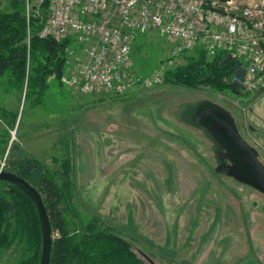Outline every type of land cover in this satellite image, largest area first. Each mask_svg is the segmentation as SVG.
Masks as SVG:
<instances>
[{"label":"rangeland","instance_id":"rangeland-1","mask_svg":"<svg viewBox=\"0 0 264 264\" xmlns=\"http://www.w3.org/2000/svg\"><path fill=\"white\" fill-rule=\"evenodd\" d=\"M8 5L0 0V10ZM29 6L43 22V3ZM169 48L148 31L137 36L133 60L149 74ZM6 79L0 75V168L12 172L23 156L50 171L61 184L57 208L69 231L106 229L147 264H264V192L243 180V158L227 155L196 116L199 102L221 107L264 162V87L213 90L163 81L115 97L81 94L49 76L45 90L25 97V86ZM234 165L239 174L228 169ZM46 211L53 238L57 229ZM19 231L0 247V264H39L41 242L31 229Z\"/></svg>","mask_w":264,"mask_h":264},{"label":"built area","instance_id":"built-area-1","mask_svg":"<svg viewBox=\"0 0 264 264\" xmlns=\"http://www.w3.org/2000/svg\"><path fill=\"white\" fill-rule=\"evenodd\" d=\"M25 7L28 15L29 0ZM46 12L38 35L69 42L60 82L81 94L139 95L197 49L232 54L245 69L244 90L264 87V0H47ZM148 31L169 42L170 56L142 74L133 51Z\"/></svg>","mask_w":264,"mask_h":264},{"label":"trees","instance_id":"trees-1","mask_svg":"<svg viewBox=\"0 0 264 264\" xmlns=\"http://www.w3.org/2000/svg\"><path fill=\"white\" fill-rule=\"evenodd\" d=\"M25 3L26 0H9L8 9L0 10V75L6 76L11 87L25 86L26 97L45 90L49 76L60 81L69 42L40 37L38 31L43 22L32 10L26 14ZM43 5L47 6V0ZM226 54L221 50L208 57L204 50L197 49L185 57V63L166 70L163 81L189 88L237 91L239 88L231 80L236 65L231 60L223 61ZM13 163L12 172L44 193V206L57 229L49 264H147L125 240L106 229L88 225L79 231H69L57 208L63 198L57 178L33 158L21 156ZM0 185V247L9 245L23 228L31 229L37 241L42 242L37 211L30 198L12 183L0 180ZM26 264L38 262L30 259Z\"/></svg>","mask_w":264,"mask_h":264},{"label":"water","instance_id":"water-1","mask_svg":"<svg viewBox=\"0 0 264 264\" xmlns=\"http://www.w3.org/2000/svg\"><path fill=\"white\" fill-rule=\"evenodd\" d=\"M226 60H231L236 65L235 75L237 79L233 83L240 90H244L245 87L242 81L245 69L241 61L230 53H227L223 59V61ZM196 116L198 122L210 132L227 155H230L235 160L243 158V166L248 171L246 178L243 180L264 192V163L259 160L256 149L240 138L227 112L216 104L203 101L197 106ZM235 165L228 169L237 173L239 167ZM0 180L19 187L34 204L39 219L42 241L39 264H49L52 243L51 227L41 194L23 177L2 168H0Z\"/></svg>","mask_w":264,"mask_h":264},{"label":"crops","instance_id":"crops-1","mask_svg":"<svg viewBox=\"0 0 264 264\" xmlns=\"http://www.w3.org/2000/svg\"><path fill=\"white\" fill-rule=\"evenodd\" d=\"M170 49V48H169ZM133 54H134V51H133ZM135 62V61H134ZM135 64H136V62H135ZM136 66L138 67V69L140 70V72H141V67H139L137 64H136ZM142 73V72H141ZM135 94V93H134ZM128 95H131V94H128ZM199 104H200V102H199ZM199 104H197V106L199 105ZM196 106V107H197Z\"/></svg>","mask_w":264,"mask_h":264},{"label":"flooded vegetation","instance_id":"flooded-vegetation-1","mask_svg":"<svg viewBox=\"0 0 264 264\" xmlns=\"http://www.w3.org/2000/svg\"><path fill=\"white\" fill-rule=\"evenodd\" d=\"M257 151V150H256ZM258 153V152H257ZM259 156V155H258ZM260 159V158H259ZM261 161V160H260ZM262 162V161H261ZM262 163H264V162H262Z\"/></svg>","mask_w":264,"mask_h":264}]
</instances>
